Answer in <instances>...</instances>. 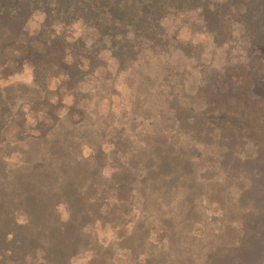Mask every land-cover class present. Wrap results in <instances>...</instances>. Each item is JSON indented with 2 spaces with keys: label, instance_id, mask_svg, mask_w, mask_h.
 I'll list each match as a JSON object with an SVG mask.
<instances>
[{
  "label": "rangeland",
  "instance_id": "1",
  "mask_svg": "<svg viewBox=\"0 0 264 264\" xmlns=\"http://www.w3.org/2000/svg\"><path fill=\"white\" fill-rule=\"evenodd\" d=\"M214 1L219 34L195 11L168 15L156 46L121 61L110 38L98 42L81 22L52 34L41 14L29 20L34 44L58 36L74 69L59 73L53 60L40 82L30 64L15 67L22 44L3 53L0 89L12 86L0 103L6 225L49 247L78 236L91 251L70 264H204L236 244L247 207L238 199L250 184L244 160L261 156L264 165V46L243 35L232 1ZM27 193L29 223L8 206ZM69 217L82 230L65 232Z\"/></svg>",
  "mask_w": 264,
  "mask_h": 264
},
{
  "label": "trees",
  "instance_id": "2",
  "mask_svg": "<svg viewBox=\"0 0 264 264\" xmlns=\"http://www.w3.org/2000/svg\"><path fill=\"white\" fill-rule=\"evenodd\" d=\"M230 1L238 7L235 20L246 39L254 47L264 46V0ZM191 11L199 13L206 32L220 33L221 6L214 0H0V60L5 61L3 53L8 46L9 50L22 44L23 53L15 67L20 71L30 64L33 77L39 78L40 82L53 60L58 61L59 73L67 71L69 74L74 69V66H66L63 62L67 52L60 49L58 36H37V45L34 38L28 36L26 25L35 14L43 16L42 27L52 34L58 26L66 27L76 22L85 24L97 32L98 42L110 38L113 46L108 50L113 58L121 61L126 55L134 57V51L141 45L156 46L163 36L161 21L165 17ZM40 45L41 48L38 47ZM5 65L0 66V74L6 71ZM11 87L0 89V103L11 99ZM260 161L261 156L244 160L250 184L242 189L238 199L241 205L247 206L238 241L228 249L216 248L208 253L204 264H264V165ZM32 194L12 199L8 205L24 212L28 223L31 222L29 216L35 211ZM3 199L0 198V203L5 202ZM60 204L69 213L67 202ZM21 206L24 210L20 209ZM7 220L5 212L0 216V256L4 263L70 264L73 256L91 251L80 250L78 236L69 246L55 243L49 247L29 235L23 225L16 222L6 225L4 221ZM71 224L78 228V232L82 230V222L71 217L69 222H64L62 229L68 232Z\"/></svg>",
  "mask_w": 264,
  "mask_h": 264
}]
</instances>
